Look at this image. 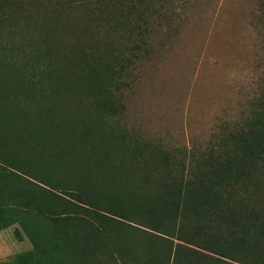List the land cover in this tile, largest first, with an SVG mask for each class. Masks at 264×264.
I'll return each mask as SVG.
<instances>
[{
    "label": "trees",
    "instance_id": "1",
    "mask_svg": "<svg viewBox=\"0 0 264 264\" xmlns=\"http://www.w3.org/2000/svg\"><path fill=\"white\" fill-rule=\"evenodd\" d=\"M153 5L0 0V264H264V92L204 150L124 122Z\"/></svg>",
    "mask_w": 264,
    "mask_h": 264
},
{
    "label": "rangeland",
    "instance_id": "2",
    "mask_svg": "<svg viewBox=\"0 0 264 264\" xmlns=\"http://www.w3.org/2000/svg\"><path fill=\"white\" fill-rule=\"evenodd\" d=\"M145 13L148 51L130 64L124 122L166 146L204 150L264 92V0H154ZM19 234L2 235L1 260L28 249Z\"/></svg>",
    "mask_w": 264,
    "mask_h": 264
},
{
    "label": "crops",
    "instance_id": "3",
    "mask_svg": "<svg viewBox=\"0 0 264 264\" xmlns=\"http://www.w3.org/2000/svg\"><path fill=\"white\" fill-rule=\"evenodd\" d=\"M11 227H17V225H15V226H13V225H11V226H9V227H6V228H4V229H2V230H0V248H3L1 245H2V239H1V237H2V235H5L6 233H8V231L11 229ZM25 248H30V244H29V242H28V246H26ZM0 259H1V256H0Z\"/></svg>",
    "mask_w": 264,
    "mask_h": 264
}]
</instances>
